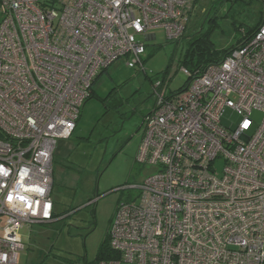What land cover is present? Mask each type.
I'll return each instance as SVG.
<instances>
[{
  "label": "built area",
  "instance_id": "2783aa9c",
  "mask_svg": "<svg viewBox=\"0 0 264 264\" xmlns=\"http://www.w3.org/2000/svg\"><path fill=\"white\" fill-rule=\"evenodd\" d=\"M257 31L181 93L154 85L138 163L158 168L120 205L100 264H264V0ZM197 0H0V254L18 264L26 226L55 221L53 157L100 73L144 69L150 32L180 41ZM154 40H156V36ZM227 110L237 125L226 126ZM222 163V170L216 168ZM44 190V191H41ZM15 196L11 203L9 194ZM24 197L23 200L20 198ZM51 203L50 214L44 211Z\"/></svg>",
  "mask_w": 264,
  "mask_h": 264
},
{
  "label": "rangeland",
  "instance_id": "374dc122",
  "mask_svg": "<svg viewBox=\"0 0 264 264\" xmlns=\"http://www.w3.org/2000/svg\"><path fill=\"white\" fill-rule=\"evenodd\" d=\"M262 18L259 0H198L179 43L168 40L164 29L150 32L156 36L154 41L140 38L147 44L145 71L129 68L122 59L98 78L76 133L69 141H58H68L65 143L72 149L73 161L82 171L78 191L69 194L57 189L54 193L57 211L65 212L68 200L75 196L84 206L53 223L26 226L23 235H28L29 241L18 264H99L98 256L118 207L139 201V187L158 172V168L137 161L145 117L156 106L154 84L168 78L170 92L186 86L180 59L190 38L206 35L212 49L222 51L258 27ZM263 119L262 113L254 112L256 127ZM239 121L231 110L226 111L224 125ZM216 168L221 172L222 163Z\"/></svg>",
  "mask_w": 264,
  "mask_h": 264
},
{
  "label": "trees",
  "instance_id": "16d2710c",
  "mask_svg": "<svg viewBox=\"0 0 264 264\" xmlns=\"http://www.w3.org/2000/svg\"><path fill=\"white\" fill-rule=\"evenodd\" d=\"M196 5L198 6V0H197ZM260 25H261V23L258 25V27ZM258 27L252 29L243 39L238 41L236 45L234 44V45L230 46L229 48L222 50V51L213 50L212 46H211L212 43L209 41L208 37H206V35L201 36V35L197 34L195 37L190 38L187 41L186 52L184 53V55L180 59L181 68L184 67L188 71H190L192 73H196V72H201L202 70L207 68L209 65L221 63L225 57L229 56L235 49L241 47L244 44V42H246L250 37H252V35L257 31ZM184 37H185V35H184ZM180 41H177L176 43H179ZM109 68L104 69L100 73L98 78L104 72H106ZM143 71H145V70H143ZM98 78H97V80H98ZM97 80L95 81L94 85L96 84ZM170 82H171V80H170ZM188 83H189V81L186 82V86L184 88H181L180 90H178L174 93L183 92L184 89H186ZM93 95H94V90L92 88L91 97L87 101H89L93 97ZM86 102H85V104H86ZM82 110H83V108H82ZM81 113H82V111H81ZM80 118H81V116H80ZM80 118H79V120H80ZM68 213L69 212H67L66 214H68ZM119 258H120L119 254L116 253L115 251H113V249L111 248L110 237L108 235L107 240L103 243V245L101 247L100 254L98 256V263L100 264L101 262L113 261V260H117Z\"/></svg>",
  "mask_w": 264,
  "mask_h": 264
},
{
  "label": "crops",
  "instance_id": "0c3cea01",
  "mask_svg": "<svg viewBox=\"0 0 264 264\" xmlns=\"http://www.w3.org/2000/svg\"><path fill=\"white\" fill-rule=\"evenodd\" d=\"M76 130H77V128H76ZM76 130H75V133H76ZM74 134H73V136H74ZM68 141H61L60 143L58 142L55 153H54V157H53L52 198H53V202H54L55 220L57 218H60L61 216L65 215L67 212H69L67 214L69 217V214L75 212L77 210V207L84 206V203L78 202L77 197L75 196L72 199L68 200V202H67L68 206H67V210L65 212L58 213V211H57V205H56L57 202L54 198V195H55L54 193L56 192V190L62 189V190H65L66 193H69V192L75 193V191H78L79 187H80V184H78V182H79L78 180H79V175L81 173L80 171H82V169H80V167L74 163L73 154L70 153L72 149H70L68 147V145L65 143ZM89 201H91V200H89ZM23 231H25V228L23 229ZM23 231H22L21 235H22L24 242L27 243L29 241V238H28V235H27V237H24Z\"/></svg>",
  "mask_w": 264,
  "mask_h": 264
},
{
  "label": "clouds",
  "instance_id": "9594fccd",
  "mask_svg": "<svg viewBox=\"0 0 264 264\" xmlns=\"http://www.w3.org/2000/svg\"><path fill=\"white\" fill-rule=\"evenodd\" d=\"M11 173H12V170L10 168H6L4 165L0 164V176L8 177L11 175ZM0 187H6V184H0ZM41 191H44V190H41ZM6 199L9 203H11L15 200V196L10 193ZM20 199L23 200L24 197H21ZM50 210H51V203L49 202L44 211V215L45 216L49 215ZM6 262H7V254H0V264H6Z\"/></svg>",
  "mask_w": 264,
  "mask_h": 264
},
{
  "label": "water",
  "instance_id": "95a60500",
  "mask_svg": "<svg viewBox=\"0 0 264 264\" xmlns=\"http://www.w3.org/2000/svg\"><path fill=\"white\" fill-rule=\"evenodd\" d=\"M150 37H152V39L154 40V36H153V35H152V36H150ZM153 40H152V41H153Z\"/></svg>",
  "mask_w": 264,
  "mask_h": 264
}]
</instances>
